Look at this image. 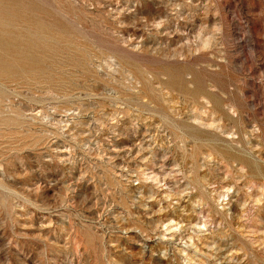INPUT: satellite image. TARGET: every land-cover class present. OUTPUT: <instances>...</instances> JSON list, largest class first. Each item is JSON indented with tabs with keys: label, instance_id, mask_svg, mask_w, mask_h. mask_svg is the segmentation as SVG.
<instances>
[{
	"label": "rangeland",
	"instance_id": "rangeland-1",
	"mask_svg": "<svg viewBox=\"0 0 264 264\" xmlns=\"http://www.w3.org/2000/svg\"><path fill=\"white\" fill-rule=\"evenodd\" d=\"M0 264H264V0H0Z\"/></svg>",
	"mask_w": 264,
	"mask_h": 264
}]
</instances>
